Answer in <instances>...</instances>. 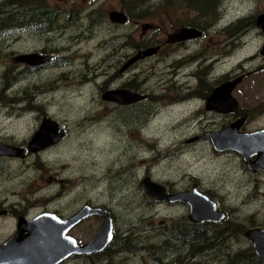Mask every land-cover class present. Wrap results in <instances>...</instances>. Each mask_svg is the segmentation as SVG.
Listing matches in <instances>:
<instances>
[{
	"label": "rangeland",
	"instance_id": "obj_1",
	"mask_svg": "<svg viewBox=\"0 0 264 264\" xmlns=\"http://www.w3.org/2000/svg\"><path fill=\"white\" fill-rule=\"evenodd\" d=\"M160 1H44L46 7L57 9L61 13L60 18L54 24L57 32L53 35H83L82 25L88 26L90 18H93L95 19L93 36L92 40L87 42L73 41L76 45L72 44L69 46L70 50L67 49L65 53H60L73 57L72 71L56 67L51 70L54 78L61 79L63 73L67 75L66 82L62 81L59 84L62 90L59 88L58 91L62 94L67 93L64 96H69L70 100L67 101L63 96L57 94L60 102L53 103L51 101L49 111L69 128L70 138L65 140L62 146L44 156V163L40 169L35 170L32 164L25 167L24 165L27 164L23 163V166H18L20 170H30L26 176L22 177L25 174L23 172H16L13 169L15 165L2 163L0 166V176H2L0 179V201L3 200V203L9 205L8 207L18 204L27 206L26 199H28L32 204L29 212L32 217L39 214H50L52 210H58L67 218L78 213L85 205L100 206L114 215L115 242L116 236H118L119 244L124 243L122 240L128 237L129 230L130 233H135L136 230H141L144 225L156 226L166 219H168L166 223L175 222L188 214L187 206L183 204L172 207L165 206L146 196L141 182L144 179L142 178L143 174L147 172L154 183L173 187L174 184L167 185L165 183L177 182L178 188L187 186L190 181L189 177H195L197 180H194L193 185L197 183L204 193H212L211 196L219 204V209L225 213L228 211L233 222L237 218L251 220L250 217L257 213L264 197H252L255 179L254 176L247 173L240 156L216 155L208 138H205V143L195 144V142L193 146L189 147L185 144L186 141L190 143L196 133L217 127L213 125L215 121L212 119L205 115H194L192 108L180 115L155 109L152 112L153 115H150L151 112L146 115V112L139 115L140 117H134L136 113L124 115L116 111L112 113L113 118L105 116V120L95 113L96 111L102 113L114 111L109 106H96L97 101L93 105L92 98L98 99L94 94L95 86L104 83V81L110 83V77L116 72L112 66L113 56L105 55L107 50H113L115 35L121 36L119 38L132 35L130 40L132 44H136L139 35H141V29H136L133 24L120 27L112 26L108 19L110 13L123 11L130 19L142 18V13H146L144 22H151L156 26V33L152 34L154 36L177 29L181 25L200 22L196 12H184L180 9L177 11L173 9L159 10ZM135 6H142L140 7L142 9L134 10ZM260 11H264V0H222L216 17L219 24L217 25L214 19V27L208 33V35H246L227 41V44H235V46L226 50L223 61L224 67L229 73H240L235 79H242V83L237 87L233 96L242 107L250 110L264 103V57L261 55L264 48V34L256 26ZM72 13L76 17L75 23L69 24L67 19ZM237 18L253 22L241 30L244 33L241 31L238 33L241 27L231 31L239 24L222 30ZM209 23L211 25L212 20ZM159 26H162V29H158ZM27 35L43 34L27 32L14 35L3 43L4 50H0V135L14 136L18 139L20 137L22 140L30 139L33 135L36 115L12 113L24 112V105L14 106L16 101L11 100L10 103H6L2 100L5 97L14 99L20 87L27 85L33 77L28 76L23 84L3 92L1 95L5 81H14V71L17 65L14 58L37 48L57 49L70 44L69 40L56 41L47 40V38L38 40L37 37ZM106 35H110V38L103 51L100 52L93 45L105 38ZM196 49L197 47L191 46L190 52L181 50L166 59L162 56L157 60L149 61L139 67L133 76L138 75L142 78L149 76V93L160 96L163 91H161L162 86L165 87L169 83L174 73L179 71L182 76L189 75L190 62L180 64L177 60L184 61ZM86 52H91L90 57L82 55ZM212 56L216 57V54H212ZM110 57L106 71L98 83L90 84L79 90L78 86L83 84L80 82L86 78L89 72L87 63L102 65V60ZM239 63H241L240 67H234ZM192 68L194 69V66ZM48 75L45 73L44 77H37L36 83H43L44 78H47ZM129 76L131 77L128 74L124 79H128ZM188 81L193 86L197 84L195 78H188ZM159 84L160 88L157 90ZM71 90L73 91L70 92ZM183 97L180 94L176 99ZM190 104H197L196 108H198L201 103L198 100H193ZM138 109L133 112L138 113ZM95 115L98 116L95 118ZM87 122H91L88 128L84 126ZM262 127H264V113L260 118L254 119L246 131L251 132ZM56 166L60 172L56 170ZM38 167L40 166L38 165ZM129 168L131 170H128ZM111 175L115 177L109 179ZM59 181L63 182L62 186L59 185L60 187L58 186ZM59 188L63 189L64 196L60 200H55L57 197L55 193ZM13 192H18V195L13 196ZM103 222L91 219L73 230L70 235L77 239L78 243L86 244L99 231ZM11 231L9 223L1 225L0 241L8 237ZM241 231L239 230L238 239L244 238ZM145 238L134 237L132 240L133 249L137 253L133 252L136 254H131L129 259L126 254L123 255L124 253L121 256H116L115 264H154L141 250ZM110 259L109 256L108 261ZM108 261L104 258L90 260L73 257L63 264H106Z\"/></svg>",
	"mask_w": 264,
	"mask_h": 264
},
{
	"label": "flooded vegetation",
	"instance_id": "obj_2",
	"mask_svg": "<svg viewBox=\"0 0 264 264\" xmlns=\"http://www.w3.org/2000/svg\"><path fill=\"white\" fill-rule=\"evenodd\" d=\"M44 1L45 0H43V2ZM216 2L219 3V5L215 12V0H161L159 5V10L166 11L173 9L177 11L178 9H180L184 12H196L197 19H199L200 22L181 25L177 29L162 33V35L159 36L152 35L156 33L157 29L156 26L151 22L150 23L144 22L146 17H142V18L138 17V18L130 19V17L125 12L121 11L128 17L127 22L122 26L133 24L135 25L136 29H141V35H139L136 44H132V42L130 41L132 35H125L122 38H119L121 37L119 35H115L113 40L114 43L113 50L112 51L107 50L105 55L109 54L110 56L111 55L113 56V57L111 56L113 63L112 66L114 69H116V72L112 74V76L110 77V83L104 81V83L97 84L95 86L96 90L94 94L98 99H94V97L92 98L93 105L94 102L97 101L96 106L99 105L103 107L109 106V108L113 109L114 111H109L104 113L96 111L95 113L100 115L105 120L106 119L105 116L107 117L109 116L113 118L112 113H115L116 111L117 113L124 115L136 113L134 117H137L139 115H143L146 112H147L146 115H149L150 112H151L150 115L151 114L153 115L152 112L155 109L157 110L161 109V112L163 111L171 114L180 115L192 108L194 109V111H192L194 115L207 116L208 118L215 121L213 125L217 127H212L207 130H202L201 133H196L195 136L190 140V143H188L189 141L185 142L187 147L193 146L195 142H196L195 144H199V142L205 143L206 139H202V137L215 133H220L228 129L232 124L242 119H245V124L240 130L241 133L253 134L256 132L263 131L264 127L258 128L257 130L255 131L253 130L251 132L246 131V129L249 125L252 124V121L254 119L260 118L262 116V114L264 113V103L257 106L253 110H250L242 107L239 101L233 96L238 102L237 112L235 113H224L221 110L218 111L215 110V108L213 107H211L212 109L209 110L207 106L209 99L212 97V95L218 88L229 82H233V80L234 81L237 80L238 78L235 79V77L240 74V73H229L227 69H225L224 67L223 60L226 55V50H229L231 46L232 47L235 46V44H229V43L227 44V41H229V39H235L246 36V35H208L209 30H212L214 27L213 20L215 19L216 21V17L222 5V0H217ZM47 9L51 10L52 12H55L53 23L50 25V27L45 29L37 26L36 28H31L26 32H20L18 34L27 33V32H31L34 34H43V35H27V36L37 37L38 40L40 39L43 40L44 38H47V40H56V41L69 40L70 44L67 46L64 45L65 47H58L57 49L37 48L33 51L22 53L17 57H15L14 61L16 62L17 65L14 71V76H15L14 81L13 80L5 81V85L2 87V91H1V95H3V92L10 91L14 87L23 84L28 76L33 77V79L29 81L27 85H24V87H20L14 99H11L8 95H6L10 99H7L5 97V99L2 100L6 103H10L11 100H14L16 101V103H14V106L19 104L24 105L23 106L25 110L24 112L16 111L12 113L15 114L19 113L22 115L25 114L36 115L34 119L35 121L34 133L30 137V139L22 140L20 137L18 139L17 137L14 136L6 137L4 135H0V146L22 152L21 156H16V157L0 155V166L2 163L13 164L15 165V168L13 169L16 172L25 173L22 175V177L26 176V174H28L30 170L29 169L20 170L18 166H23V163L27 164L24 165L25 167L32 164V167L35 170L40 169L42 167V164L44 163V156L48 152L62 146L64 144V141L65 140L67 141L68 138H70L71 134L69 128L64 126V124L60 122V120L55 118L52 115V113L49 111V109L51 108L50 105L52 104L51 101H53V103L60 102V100L57 98V94L58 96L59 95L63 96L67 101L70 100L69 96H64L67 93L62 94L61 92L58 91V89L60 88L59 84L62 81L66 82L67 75L63 73L61 79L58 77L54 78V76L51 74V70L56 67L62 70L67 69L72 71L73 57L61 55L60 53H65L67 49L70 50L69 48L70 45L72 44L76 45L75 43H73V41H80L81 43H83L92 40L91 37L93 36L92 30L95 19L90 18V16L89 18L91 20L89 22V25L86 27L82 25L84 29L83 35H53L54 33L57 32L54 24L60 18L61 13L57 9H53L49 7H47ZM160 13H164V12H160ZM110 14L108 15V19L112 24V26L120 27L121 25L111 22ZM263 14L264 11H260L259 17ZM75 19H76L75 14L72 13L68 17L67 21L69 24H73L75 23ZM210 20H212L211 25L209 23ZM216 22L218 25L219 21L217 20ZM252 22L253 21L250 20L243 21L242 18H237L236 20L232 21L231 23L223 27L222 30L229 29L230 26H237L239 24L237 27L231 30L234 31L241 27V29L238 30L239 33L244 27H247L250 24H252ZM145 27L147 28L146 31H144ZM158 29H162V26H159ZM183 30H195L201 33V35L190 40L174 41L173 38L175 37V34ZM241 33H244V31H241ZM109 38L110 35H106L105 38H103L93 46L98 51L102 52ZM215 39L216 41H214ZM213 44L215 45V47ZM191 46L197 47V49L193 53H190L191 55L187 57L184 61L182 59L177 60L179 61L180 64H186L188 61L190 62V65L188 66V69L190 70L189 75L182 76L179 71L174 73L173 78L169 81V83L165 87L162 86L161 91L162 90L163 91L160 94V96L151 95L149 93V89H148L149 76H145L143 78L138 75L133 76L134 72L143 64H146L152 60H157L162 56L166 59L168 56H171L175 52L181 50L190 52ZM151 49H157V52L153 56L145 57V58L142 57L140 60L130 64V62L133 59L143 56L145 52ZM129 51L131 52L128 53ZM262 51H261V55H262ZM90 54L91 52L82 53V55L88 57H90ZM212 54H216V57H213ZM33 56H37L38 58L34 59ZM262 56L264 57V55ZM111 57L109 59L102 60L103 66L101 64L96 65L95 63L94 64L87 63L89 72L87 73L86 78H84V80L80 82L83 84L78 86L79 90H81V88L87 87L90 84L98 83L99 79H101L102 76L104 75V72L106 71V67ZM33 59L36 60L35 63ZM241 63H239L234 67L236 68L240 67ZM192 66H194L195 70L192 68ZM147 72L149 74V71ZM45 73H48L49 75L47 76V78H44V82L41 84L36 83L37 77H44ZM128 74H130L131 77L129 76L128 79H124V77H126ZM188 78H195L197 84L195 86L191 85L190 82L188 81ZM73 86L77 88L76 85L73 84ZM159 88H160V84L157 86V90ZM60 90L62 89L60 88ZM73 90H71L70 92H72ZM111 92L115 95V97H118L121 94L123 98L124 95H126V92H128L133 96L137 95L142 99L137 101L136 103L124 104V105L116 101L115 102L105 101L104 96ZM180 94H182L184 97L182 99H176ZM193 100L200 101L201 104H199L198 107L199 109L196 108L197 104L194 105L190 104ZM151 107L153 108L150 111ZM137 109H138V113L133 112ZM98 115H95V118ZM48 120L57 123L61 127V129L64 131L65 134L64 139L52 147L34 153L30 150L31 142L36 136V134L39 132L42 124ZM90 123L91 122H87L85 123L84 126L88 128ZM198 138H200L201 140L200 139L197 140ZM211 145L216 155L220 156L222 154H229L228 156L230 155L240 156L247 173L254 176L255 179L252 197L253 198L264 197V168L259 169L257 172H253L249 168L244 157L241 154L230 153L233 151L220 152L214 148L213 144ZM258 159H259V154H256L251 158V161L256 162ZM38 165L40 167H38ZM56 170L60 172L58 166H56ZM128 170H131V168H129ZM112 175L110 176L109 179H113L115 177V176L112 177ZM1 178L2 176H0V179ZM142 178L144 179L149 178V173L147 172L143 174ZM189 179L190 181L188 182V185L180 188L177 187V182H173V183L166 182L165 184L167 185L174 184L173 187L163 185L166 189L167 195L169 196L185 195L191 192L192 190L197 189L199 193L207 196L210 200L216 203L218 212L222 213L225 216V220L222 223H214V222L192 223L189 219L190 206L187 203L185 202L171 203L169 201H164L161 202L160 204L170 207L181 204L187 206L188 214L184 215V217L178 219L175 222L166 223L168 220L166 219L165 221L161 222V224H157L156 226L144 225L141 230H136L135 233H130L129 230L127 233L128 237L124 239L126 240L125 246L117 242L119 240L118 236H116V242H115V225L113 222L114 238L112 242L102 252L91 255L73 254L64 262H66L67 260L73 257H77L78 259L88 258L90 260L104 258L106 261H108V257L110 256L111 259L106 263L109 264L112 261L115 263L116 256H121L123 253H124L123 255L126 254L127 259H129L131 258V254L137 253L136 250H134L130 244L133 238L134 237L145 238L148 235V237L143 240L144 244L141 246L142 247L141 250L143 253L148 255L147 259L153 262L154 264H264V256H261L259 254L260 251L256 248V242L248 237V235L253 234V232H258V231L264 232V201L261 203V208L257 210V213H255L253 216L250 217L252 218L251 220L250 219L242 220L237 218V220L233 222L231 221V215L228 211L227 213H225L219 209V204L215 200H213V197L211 196L212 193H204V191L200 188L199 184L197 183L193 185L194 180H197L195 177H189ZM62 183H63L62 181H59L58 186L59 185L62 186L63 185ZM12 194L13 196H15L18 195V192L16 193L13 192ZM55 195H57L55 200L62 199L64 196L63 189L59 188L58 191L55 193ZM5 201L8 202L7 199H5ZM3 202H4L3 200L0 201V203H2L0 205V227L1 225L7 222L12 228V231L8 235V237H6L3 241H0V251L17 236V234L19 233L22 220H24L27 223H30L43 215L56 216L62 220H70L74 216H76L81 210L87 207H90L92 209L106 210L109 216L111 217V219L115 220L114 215L109 210L103 209L100 206L85 205L81 210H79L78 213H76L75 215H70L67 218L64 217L58 210H52L50 214L49 213L43 215L39 214L32 217L29 215L32 204L28 199H26V202L28 204L27 206H24L23 204H18L8 207L9 205ZM91 219H97L102 222L104 221V218L99 215L89 216L85 218L80 224L75 226L68 233V236L72 237L70 234L73 230L84 225ZM247 221H249V223H247ZM101 228L99 229V231L101 230ZM239 230L240 231L242 230L241 233L244 237L243 239H238ZM213 231L215 232L213 233ZM97 233L94 235V237L97 235ZM27 235H29L28 232L24 234V236ZM72 238L75 239L74 237ZM93 238L86 244L78 243L77 239H75V241L79 247H85L93 240ZM2 259H4V257L1 258L0 261H2ZM64 262H62V264Z\"/></svg>",
	"mask_w": 264,
	"mask_h": 264
},
{
	"label": "water",
	"instance_id": "obj_3",
	"mask_svg": "<svg viewBox=\"0 0 264 264\" xmlns=\"http://www.w3.org/2000/svg\"><path fill=\"white\" fill-rule=\"evenodd\" d=\"M110 20L115 24L123 25L127 22L128 17L123 12L115 11L110 14ZM256 26L264 33V14L257 18ZM146 30L145 27L144 31ZM200 35L201 33L195 30H183L175 34L173 40L185 41ZM156 52L157 49L148 50L143 56L133 59L130 64L142 57L153 56ZM262 55H264V48ZM33 57L34 59L38 58L37 56ZM241 81L242 79H237L218 88L209 99L207 105L209 110L213 107L215 110H221L224 113L237 112L238 102L232 94ZM137 97V95L133 96L128 92L123 98L121 94L115 97L111 92L104 96V100L107 102L116 101L124 105L133 104L142 99ZM244 124L245 119L239 120L228 129L202 137V139H210L217 151H235L241 154L249 168L253 172H257L259 169L264 168V130L253 134H243L240 130ZM64 136V131L57 123L51 120L45 121L32 140L30 150L34 153L43 151L61 142ZM21 154L22 152L18 150L0 146V155L2 156L16 157L21 156ZM256 154H259V159L252 162L251 158ZM141 186L146 195L156 203L164 201L187 203L190 206L189 219L192 223H222L225 220V216L218 212L216 203L199 193L197 189L185 195L169 196L163 185L152 182L150 178L144 179ZM93 215L104 218L102 228L89 244L85 247H79L75 239L68 236V233L85 218ZM26 232L29 235L24 236ZM248 237L256 242V248L260 251L259 254L264 256V232H253ZM113 238V220L106 210L87 207L70 220L43 215L30 223L24 220L21 221L17 236L0 251V260L4 257L0 264H62L73 254L91 255L102 252L112 242Z\"/></svg>",
	"mask_w": 264,
	"mask_h": 264
},
{
	"label": "trees",
	"instance_id": "obj_4",
	"mask_svg": "<svg viewBox=\"0 0 264 264\" xmlns=\"http://www.w3.org/2000/svg\"><path fill=\"white\" fill-rule=\"evenodd\" d=\"M216 1L217 0H215V12L219 5V3H217ZM140 7L142 6H135L134 10ZM54 15L55 12H52L51 10L47 9L46 6H44L43 0L1 1L0 2V50L1 51L4 50L2 45L4 42H6L7 39L12 38L14 35L20 32H26L31 28H36L37 26L45 29L50 27V25L53 23ZM131 15L133 16V14ZM144 16H147V14L143 12L142 17ZM125 241L126 240L123 241L124 242L123 246H125ZM130 244L131 247H134L132 242H130ZM109 264H115V263L112 261Z\"/></svg>",
	"mask_w": 264,
	"mask_h": 264
},
{
	"label": "bare ground",
	"instance_id": "obj_5",
	"mask_svg": "<svg viewBox=\"0 0 264 264\" xmlns=\"http://www.w3.org/2000/svg\"><path fill=\"white\" fill-rule=\"evenodd\" d=\"M102 181H103V179H102ZM193 252V251H192ZM114 253V252H113ZM165 261V260H164Z\"/></svg>",
	"mask_w": 264,
	"mask_h": 264
}]
</instances>
